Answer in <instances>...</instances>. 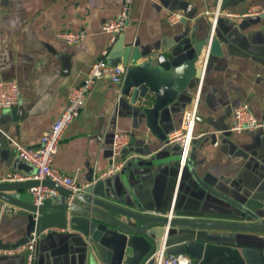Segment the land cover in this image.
<instances>
[{"label": "crops", "instance_id": "1", "mask_svg": "<svg viewBox=\"0 0 264 264\" xmlns=\"http://www.w3.org/2000/svg\"><path fill=\"white\" fill-rule=\"evenodd\" d=\"M122 3L0 0V82L17 80L21 89L18 104L0 110V182H8L11 174L26 181L35 176V167L17 157L10 140L30 149L40 147L42 136L67 106L71 89L101 59L109 43L103 24L119 15ZM255 7H264V0H135L128 28L108 64L129 69L159 54L171 58L182 50L191 58L196 44L212 38L211 20L216 14L213 39L220 41L223 54L206 60L203 50L190 88L160 113L166 141L152 133L145 114L136 112L130 98L122 94L123 86L96 83L80 117L66 131L54 167L81 184L104 181L114 201L148 215L168 214L174 196L173 209L179 218L221 220L224 214L242 215L210 193L216 191L256 214L255 220L247 222L264 224V128L232 130L234 111L242 104L264 121V14H249ZM171 13L182 14V22L172 26ZM228 14L246 17L238 23ZM59 31H84L86 38L68 45L56 37ZM195 103V138L179 181L180 150L168 142V136L181 128L185 112ZM115 132L130 136L124 152L128 161L115 175L99 179L112 165ZM8 194L34 202L30 190ZM29 216L0 201L1 250H15L27 241ZM178 232L174 229L170 234ZM81 240L69 229H50L40 240L37 264H100ZM258 240L264 242V234ZM0 264H24V257L0 256Z\"/></svg>", "mask_w": 264, "mask_h": 264}, {"label": "water", "instance_id": "2", "mask_svg": "<svg viewBox=\"0 0 264 264\" xmlns=\"http://www.w3.org/2000/svg\"><path fill=\"white\" fill-rule=\"evenodd\" d=\"M211 39L196 44L195 56L191 58L184 50L171 58L159 54L154 60L127 70L122 94L130 98L136 112L145 114L148 127L162 141H166L167 134L160 127V113L190 88L198 74L202 51H209V56L223 54L220 41ZM177 168L179 172V162ZM38 187L54 190L58 196L38 206L8 194ZM210 193L242 215L224 214L221 220L179 218L173 204L166 215H148L114 201L113 191H107L102 180L77 194L49 180L0 182V201L29 212L28 236L35 224L40 233L46 229H69L80 234L81 244L92 248L100 264H157L155 257L165 237L164 257L187 255L192 264H264V242L258 240L264 234V224L247 222L255 220L256 214L229 196ZM174 229L179 232L171 235ZM244 233L255 237H243ZM172 240L178 242L171 244Z\"/></svg>", "mask_w": 264, "mask_h": 264}, {"label": "built area", "instance_id": "3", "mask_svg": "<svg viewBox=\"0 0 264 264\" xmlns=\"http://www.w3.org/2000/svg\"><path fill=\"white\" fill-rule=\"evenodd\" d=\"M134 2L135 0H123L119 15L116 18H111L104 22L103 31L109 36L108 46L102 51L101 59L91 66L82 83L78 87L71 89L68 95L67 106L51 125L49 130H47L42 136L40 147L37 149H30L17 141L10 140L17 157L31 164L36 169L35 176L29 180H49L67 190H70L73 194L81 193L90 186L88 184L78 183L74 178L56 169L54 167V160L66 131L71 124L80 117L86 106L87 97L96 83L99 81H109L113 84L123 86L128 69L122 65H110L107 63V60L111 51L115 48L128 28ZM249 14H264V7H255L249 12ZM227 16L238 23L246 17V15L238 16L233 14H228ZM218 17L219 15L216 14L211 20L213 35L217 27ZM182 20L183 15L180 13H171L168 18V21L172 26L180 24ZM213 35L211 42L213 40ZM56 37L59 40L65 41L68 45H77L85 40L86 33L84 31H59L56 33ZM208 57L209 51L206 55L207 59ZM20 97L21 89L17 80L0 82V110L9 111L13 109L18 104ZM197 115L198 103H195L187 112H185L181 128L175 130L168 136V142L170 144H176L180 150L179 181L182 178L183 171L188 165V160L191 154L192 144L195 138ZM262 128H264V121L259 120L255 116L248 104H242L235 109L234 126L232 128L234 132L242 133ZM129 144L130 136L128 134L120 132L114 133L112 141V165L107 171L101 174L99 179L109 178L123 168L124 164L128 161V157L124 156V152ZM7 181L24 182L26 179L21 178L18 174H11ZM30 192L33 195L35 205L38 206L44 204L46 200L58 196L56 191L43 187L32 188ZM49 232L50 229H46L40 233L35 224L27 241L23 245L10 251L0 249V256H11L14 254L22 255L24 257V264H37L40 240L43 236L48 235ZM166 250L165 237L162 240L161 248L155 257L157 264H192V259L187 255H169L164 257Z\"/></svg>", "mask_w": 264, "mask_h": 264}]
</instances>
